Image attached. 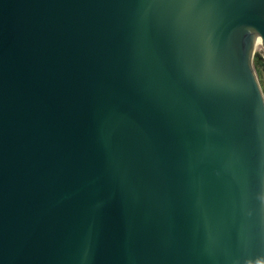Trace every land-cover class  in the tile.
Returning a JSON list of instances; mask_svg holds the SVG:
<instances>
[{
  "label": "water",
  "instance_id": "obj_1",
  "mask_svg": "<svg viewBox=\"0 0 264 264\" xmlns=\"http://www.w3.org/2000/svg\"><path fill=\"white\" fill-rule=\"evenodd\" d=\"M251 48L264 0H0V264H264Z\"/></svg>",
  "mask_w": 264,
  "mask_h": 264
},
{
  "label": "trees",
  "instance_id": "obj_2",
  "mask_svg": "<svg viewBox=\"0 0 264 264\" xmlns=\"http://www.w3.org/2000/svg\"><path fill=\"white\" fill-rule=\"evenodd\" d=\"M253 66L255 68L259 80L261 81L262 74L264 73V58L257 51L254 53L253 56Z\"/></svg>",
  "mask_w": 264,
  "mask_h": 264
},
{
  "label": "rangeland",
  "instance_id": "obj_3",
  "mask_svg": "<svg viewBox=\"0 0 264 264\" xmlns=\"http://www.w3.org/2000/svg\"><path fill=\"white\" fill-rule=\"evenodd\" d=\"M257 50L255 49V52ZM259 83H260V86H261V89H262V92H263V95H264V81H263V74H262V78H261V81L259 80Z\"/></svg>",
  "mask_w": 264,
  "mask_h": 264
},
{
  "label": "bare ground",
  "instance_id": "obj_4",
  "mask_svg": "<svg viewBox=\"0 0 264 264\" xmlns=\"http://www.w3.org/2000/svg\"><path fill=\"white\" fill-rule=\"evenodd\" d=\"M252 49L254 50L255 48H251V50H252ZM256 81H257V80H256Z\"/></svg>",
  "mask_w": 264,
  "mask_h": 264
}]
</instances>
